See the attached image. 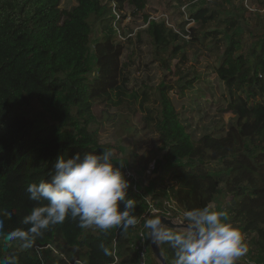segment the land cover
<instances>
[{
	"label": "trees",
	"instance_id": "trees-1",
	"mask_svg": "<svg viewBox=\"0 0 264 264\" xmlns=\"http://www.w3.org/2000/svg\"><path fill=\"white\" fill-rule=\"evenodd\" d=\"M126 1L136 9L147 2L115 0L113 7L102 0H75L65 9L59 7L60 0H0V220L4 232L26 229L22 218L34 206L46 203L30 200L26 188L50 179L59 157L111 150L109 143L100 141L95 105L105 112L113 109L118 116L126 114L128 119L139 115L138 130L155 136L167 162L154 176L155 186L148 195L125 176L127 198L135 200V227L108 232L82 229L69 217L52 225L29 249L0 239V262L14 256L18 264H137L132 243L150 205L162 209L168 201L185 212L230 196L228 222L250 237V259L262 258L264 263V28L250 32L252 41L242 44L238 22L218 0L192 12L188 21L195 24L188 29L182 24L176 30L146 15L143 34L149 60L145 65L156 64L162 78L156 82L154 76H146L131 85L130 73L120 61L124 43L109 31ZM259 2L264 6V0ZM96 31L100 36L94 37ZM144 43L139 35L138 44ZM190 44L216 58L214 77L223 91L217 97L212 94L214 100L208 104L218 107L220 115L226 111L234 115L230 124L221 121L220 126L203 128L198 135L170 95L175 89L179 97H191L199 110L206 107H200L207 102L201 103L194 93L207 78L192 66L193 76L187 78ZM212 164L227 173H215ZM160 248L167 264H172L173 250L167 244ZM148 256L150 264H160L149 239ZM250 259L245 256L240 261L255 264Z\"/></svg>",
	"mask_w": 264,
	"mask_h": 264
},
{
	"label": "clouds",
	"instance_id": "clouds-1",
	"mask_svg": "<svg viewBox=\"0 0 264 264\" xmlns=\"http://www.w3.org/2000/svg\"><path fill=\"white\" fill-rule=\"evenodd\" d=\"M113 157L110 149L59 157L50 179L32 182L26 188L30 200L46 203L34 206L22 218L26 229L4 232L0 220V239L29 249L52 225L62 224L69 217L82 229L108 232L135 227V200L127 198L129 181L121 167L113 163ZM3 215L10 218L12 213ZM144 227L154 244H167L173 250L172 264H238L248 253L242 233L228 222L227 212L212 204L186 210L178 227L166 226L159 216L146 219ZM104 252L107 255L108 249ZM0 264H18V260L5 257Z\"/></svg>",
	"mask_w": 264,
	"mask_h": 264
},
{
	"label": "rangeland",
	"instance_id": "rangeland-1",
	"mask_svg": "<svg viewBox=\"0 0 264 264\" xmlns=\"http://www.w3.org/2000/svg\"><path fill=\"white\" fill-rule=\"evenodd\" d=\"M210 1L212 0H147L142 9H136L134 5L127 1L123 4V8L118 12V17L116 16L118 18L117 21L115 20L112 23L109 31H113L114 39L124 43L120 61L125 70L130 73L131 85H134L137 80L145 79L146 76H154V81L156 82L162 78V72L156 64L145 65L149 60L146 37L143 34V30L147 26L145 16L147 15L148 19L164 20L176 30H179L182 24H184L185 29H188L195 24L194 21H188L191 13L199 6H203ZM218 1H222L226 11L238 22L239 28L237 31L242 35L244 41L242 44L246 42L250 44L252 41L251 33L259 28H264V6H261L259 0ZM102 2L108 3L113 7L115 5V0H102ZM75 4V0H60L59 7L70 9ZM139 35L144 39V45L138 44ZM98 36L100 34L96 31L94 37ZM241 46L240 44L238 50L241 49ZM186 50L188 56V63L185 67L188 68L186 69L187 78L190 79L193 76L194 71L191 66L202 77L207 78V82L202 80L197 84V90L194 93L199 95L201 103H207L201 104L200 107H206L199 110V106L190 100L191 97H179V94L174 89L170 95L175 108L181 112L182 117L192 122L191 130L196 135L203 132V128L209 131L215 126H220L221 121L225 125L230 124L234 120V115L231 112H222L220 115L218 107L209 105V102L214 100L212 94L217 97L223 91V86L217 83L214 77L215 55L193 44L188 45ZM89 54L91 55L92 51ZM205 85L209 87V90L205 88ZM197 95L196 97L198 98ZM103 110L101 105L93 107V111L100 121V141L111 145V150L114 153L113 163L121 167V171L127 178L134 177L130 180L132 183L135 182L136 188L142 189L147 195L150 194L155 186L154 176L167 165V162L163 159V148L156 147L155 136L138 130L139 115L128 119L126 114L118 116L113 109H108L107 112ZM211 168L212 171L218 174L227 173V171L219 170L218 166L214 164H212ZM229 199L230 196L210 204L227 212L226 203ZM145 220L144 218L142 226ZM242 236L244 243L248 247L247 242H249L250 237L245 233H242ZM250 254L251 252L248 251L246 258L250 259ZM250 262L264 264L262 258L252 259Z\"/></svg>",
	"mask_w": 264,
	"mask_h": 264
},
{
	"label": "built area",
	"instance_id": "built-area-1",
	"mask_svg": "<svg viewBox=\"0 0 264 264\" xmlns=\"http://www.w3.org/2000/svg\"><path fill=\"white\" fill-rule=\"evenodd\" d=\"M134 177H129L130 180ZM131 181V180H130ZM132 182V181H131ZM133 186L135 189V182H133ZM160 212V214L171 218L173 222L180 223L183 221V211L179 210L174 204L165 201V207L162 209H158L153 205H150V210L147 215L144 216L145 219L149 218V215ZM148 236L144 230V225L142 228L136 233L134 241L132 243L133 249L137 254V264H150V259L148 256Z\"/></svg>",
	"mask_w": 264,
	"mask_h": 264
},
{
	"label": "water",
	"instance_id": "water-1",
	"mask_svg": "<svg viewBox=\"0 0 264 264\" xmlns=\"http://www.w3.org/2000/svg\"><path fill=\"white\" fill-rule=\"evenodd\" d=\"M157 216L161 217L162 220L165 222V225L166 226H169V227H172V226H176L178 227L179 225H182L183 224V221L180 222V223H176V222H173L171 218H168L162 214H158ZM148 232V238H149V247H150V250L152 252V254L154 255L155 259L160 263V264H167L162 252H161V248H160V245H156L152 242L151 240V237H150V234H149V231L147 230ZM238 264H247L246 262H243V261H239Z\"/></svg>",
	"mask_w": 264,
	"mask_h": 264
}]
</instances>
